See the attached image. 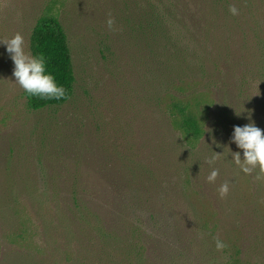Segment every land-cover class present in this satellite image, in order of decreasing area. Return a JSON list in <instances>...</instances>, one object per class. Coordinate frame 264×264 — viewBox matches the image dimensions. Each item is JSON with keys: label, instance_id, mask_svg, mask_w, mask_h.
<instances>
[{"label": "rangeland", "instance_id": "374dc122", "mask_svg": "<svg viewBox=\"0 0 264 264\" xmlns=\"http://www.w3.org/2000/svg\"><path fill=\"white\" fill-rule=\"evenodd\" d=\"M186 2V8L175 12L172 36L178 47L187 48L198 71L190 87L200 90L192 98L204 104L205 110L196 107L202 128L217 141L210 142L214 146L208 153L197 143L194 149L203 151H195L192 161L171 162L161 144L179 137L163 133L161 122L150 120L143 105L145 71L138 74L137 64L143 46L131 35L129 8L119 0H0V40L20 33L30 53L36 20L53 16L66 34L75 77L74 96L67 104L30 110L0 45V188L15 187L10 202L0 201V260L13 248L9 242L46 251L43 228L51 229L56 217L65 220L68 215L62 202L66 192L50 196L45 187L52 181L79 180L96 194V168L106 166L96 156L106 152L111 167L133 159L160 181L179 184L174 193L153 198V211L125 208L142 231L136 242L145 249L140 264H264V176L240 172L231 153L242 150L229 142L233 126L247 124L249 118L264 130V10L256 7L242 21L246 14L235 6L234 20H223L210 16L197 0ZM201 71L221 73L225 85L219 77L204 79ZM147 128H157L156 133ZM213 152L220 153L214 164L218 175L208 182L211 169L205 160ZM225 181L229 190L221 198L217 189ZM22 187L26 193L17 191ZM14 232L25 241L9 237ZM217 240L225 247L217 249Z\"/></svg>", "mask_w": 264, "mask_h": 264}, {"label": "trees", "instance_id": "16d2710c", "mask_svg": "<svg viewBox=\"0 0 264 264\" xmlns=\"http://www.w3.org/2000/svg\"><path fill=\"white\" fill-rule=\"evenodd\" d=\"M197 1L198 5L206 8L210 16L214 17L215 14V17L223 20H234V16L228 14L229 5L238 6L246 14L242 21L256 7H260L261 12L264 10V0ZM121 2L129 8L125 11L133 26L130 28L131 35L138 39V45L143 46L142 58L137 59V64L141 67L138 74L145 71L143 84L146 91L142 102L148 110L147 115L156 124L161 122L160 129L163 133L170 135L176 132L179 137L161 144L169 152L168 158L171 162L175 158L179 161H192L195 151H203L194 149L197 143L205 147L206 153L210 152L214 146L210 142L216 143V136L203 130L201 113L196 107L205 110L204 104L192 98L200 87H190L199 74L189 62L187 48L178 47L172 36L173 27L178 23L174 21L177 17L175 12L178 7L186 8V0H119ZM202 15L208 19L206 14ZM262 16L261 24H264V15ZM29 51L32 55H43L47 70L55 77L57 84L65 88L66 96L59 100L42 99L28 96L24 92L27 107L40 111L67 104L74 96L75 77L67 37L55 17L44 15L36 20L30 33ZM201 73L204 79L219 77L220 83L225 85L221 73ZM156 129L147 128L145 131L156 133ZM192 142H196L195 145ZM98 157L96 156V160L104 161L106 166L96 168V194L79 180L70 184L52 181L45 187V190L50 189V196H63L66 192L62 202L65 205V215H68L65 220H61L56 214V223H52L51 229L43 228L46 251L39 245L34 248L25 245L17 248L16 242H9L13 248L10 247L3 254L0 264H140L141 252H145V249L142 248L143 245H136L141 239L142 231L136 225L133 213L136 208L153 211V198L169 191L174 193L171 190L179 186L176 185L178 181L173 184L171 179L167 183L160 181L153 170L141 163L135 164L133 159L122 165L120 155L116 156L117 163H121V168L117 169L110 166V158L106 152H98ZM184 173L187 174V171ZM14 188L8 184L1 187L0 201L10 202ZM17 191L26 193L27 189L22 187ZM128 205L135 208L131 219L126 215L125 208ZM7 211L12 216V208H7ZM62 225L65 229L60 228ZM12 236L25 241L22 234H9V237ZM63 243H67V246Z\"/></svg>", "mask_w": 264, "mask_h": 264}, {"label": "clouds", "instance_id": "9594fccd", "mask_svg": "<svg viewBox=\"0 0 264 264\" xmlns=\"http://www.w3.org/2000/svg\"><path fill=\"white\" fill-rule=\"evenodd\" d=\"M228 12L234 16L237 15L238 10L234 5H229ZM107 24L111 27L112 21L109 19ZM0 45L4 46L5 52L12 61L11 75L14 82L28 96L56 100L66 96L65 88L58 85L55 77L47 70L43 55H32L25 51L24 38L20 33H15L6 40H0ZM229 142L234 143L237 149L242 150V154L240 151L231 153L232 161L240 172L249 175L255 171L257 178L264 176V130L255 126L249 118L247 124L233 126ZM213 153H215L213 156L205 160L211 169L206 177L208 182H214L218 175V170L214 164L220 153ZM228 190L229 184L225 181L219 186L217 192L223 198ZM224 247L222 241H216L217 249Z\"/></svg>", "mask_w": 264, "mask_h": 264}]
</instances>
